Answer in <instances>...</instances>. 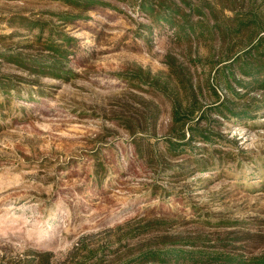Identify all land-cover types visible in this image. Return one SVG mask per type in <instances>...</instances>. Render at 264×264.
Listing matches in <instances>:
<instances>
[{
  "label": "rangeland",
  "instance_id": "rangeland-1",
  "mask_svg": "<svg viewBox=\"0 0 264 264\" xmlns=\"http://www.w3.org/2000/svg\"><path fill=\"white\" fill-rule=\"evenodd\" d=\"M111 3L117 8L93 4L81 11L82 16L64 22L49 14L73 11L60 0H0V35L15 32L0 39L2 46L36 53L34 48L22 49L33 34L11 22L17 15L48 18L54 28L76 39L68 54L75 75L67 80L42 75L37 80L47 95L29 100L26 97L35 92L24 93L0 107V264H29L33 258L31 264H88L85 255L107 259L111 249L127 242L134 243L131 248L136 251L156 236L137 244L129 234L143 222L156 224L162 216L175 220L174 227L166 225L167 233L211 232L212 241L213 233L224 238L239 227L218 226L219 218L237 224L245 221L247 230L253 231L257 230V225L252 227L254 218L264 217L259 178L264 168L256 172V165L235 169L227 164L223 172L220 165L205 170L193 166L196 171L188 178L183 173L173 181L160 180V192L148 189L154 181L151 170L134 158L129 135L115 122L141 108L148 97L127 87L117 74L137 66L153 73L166 71L170 31L148 26L149 20L136 7ZM0 68L26 76L8 65ZM257 113L235 121L219 120L216 129L235 143L219 140L216 146L222 151L263 153L264 112ZM167 117L165 113L156 121L155 136L152 130L144 132V142L156 147V140L158 149H164ZM94 150L109 169L100 182L92 175ZM191 204L207 215L202 217L208 219L205 223L192 221L198 213ZM259 227L261 238L250 239L256 241L254 251L264 248V224Z\"/></svg>",
  "mask_w": 264,
  "mask_h": 264
},
{
  "label": "trees",
  "instance_id": "trees-1",
  "mask_svg": "<svg viewBox=\"0 0 264 264\" xmlns=\"http://www.w3.org/2000/svg\"><path fill=\"white\" fill-rule=\"evenodd\" d=\"M60 1L62 6L73 11H50L49 14L64 22L82 16L81 11H87L93 4L117 8L111 3L117 1L136 7L149 20L148 26L170 31L171 45L164 56L166 71L153 73L137 66L117 74L127 87L148 97L141 108L117 117L115 122L129 135L134 158L150 168L154 181L148 189L152 193L160 192V180L173 181L176 175L183 173L188 178L196 171L193 166L205 170L220 165L222 172L227 164L235 169L256 165V172L264 168V152L256 157L242 149L222 151L216 146L219 140L233 141L216 129L219 120L235 121L258 114L259 110L264 112V0ZM11 22L33 34L22 49L34 48L36 53L2 46L0 41V66L8 65L26 74L1 71L0 68V107L3 104L9 106L12 97L24 93L35 92L36 95L26 97L29 100H36L40 94L47 95L37 80L42 75L67 80L76 74L68 64L70 47L76 41L74 37L54 28L48 18L17 15ZM14 33L0 35V39L11 38ZM200 73L204 76L200 77ZM29 75L35 79L27 77ZM165 113L168 117L161 141L164 149L160 150L156 140V147H152V143L144 142L142 136L147 130H152V136H155V123ZM91 154L94 158L91 164L93 179L100 182L109 169L99 151L94 150ZM169 159L178 161L170 163ZM259 178L263 191L264 176ZM191 208L198 213L193 222L203 224L208 220L202 218L206 214L200 207L191 204ZM174 221L162 216L156 224L143 222L128 237L138 244L140 239L156 236L155 242L145 240V246L136 251L131 248L134 243H124L111 249L107 259L97 258L89 251L91 254L85 255L90 260L88 264H103L104 260L111 264H264V248L254 251L252 246L256 241L250 240L261 238L262 227L259 225L264 224V217L254 218L252 227L257 225V230L253 231L247 230L250 227L245 221L237 224V220L219 218L218 226L239 227L228 231L224 238L220 232L213 233L214 241L209 237L211 232L199 236L167 233L166 225L174 227ZM162 230L163 233H159ZM234 241H240L242 245L237 247ZM34 261L33 258L29 264Z\"/></svg>",
  "mask_w": 264,
  "mask_h": 264
}]
</instances>
